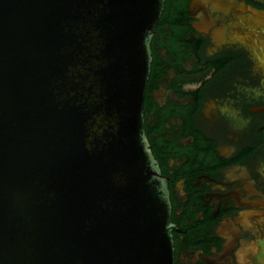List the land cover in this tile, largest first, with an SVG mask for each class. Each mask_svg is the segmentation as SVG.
Returning a JSON list of instances; mask_svg holds the SVG:
<instances>
[{
    "label": "water",
    "instance_id": "1",
    "mask_svg": "<svg viewBox=\"0 0 264 264\" xmlns=\"http://www.w3.org/2000/svg\"><path fill=\"white\" fill-rule=\"evenodd\" d=\"M163 0H0V264H172L144 131Z\"/></svg>",
    "mask_w": 264,
    "mask_h": 264
},
{
    "label": "flooded vegetation",
    "instance_id": "2",
    "mask_svg": "<svg viewBox=\"0 0 264 264\" xmlns=\"http://www.w3.org/2000/svg\"><path fill=\"white\" fill-rule=\"evenodd\" d=\"M150 49L172 264H264V0H163Z\"/></svg>",
    "mask_w": 264,
    "mask_h": 264
}]
</instances>
